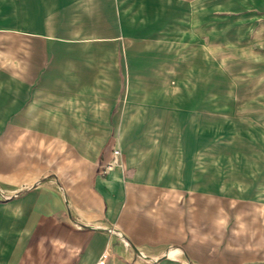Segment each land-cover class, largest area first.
<instances>
[{
  "label": "crops",
  "instance_id": "1",
  "mask_svg": "<svg viewBox=\"0 0 264 264\" xmlns=\"http://www.w3.org/2000/svg\"><path fill=\"white\" fill-rule=\"evenodd\" d=\"M129 5L0 0V264H192L177 252L191 214L176 206L188 191L183 171L180 181L147 172L125 147L124 163L105 167L122 145L114 100ZM190 12L221 63L264 68V0H194ZM132 139L154 149L152 168H179L194 143L191 129ZM253 225L232 253L201 255L199 264H264V225Z\"/></svg>",
  "mask_w": 264,
  "mask_h": 264
},
{
  "label": "rangeland",
  "instance_id": "2",
  "mask_svg": "<svg viewBox=\"0 0 264 264\" xmlns=\"http://www.w3.org/2000/svg\"><path fill=\"white\" fill-rule=\"evenodd\" d=\"M192 1L130 0L114 100V115H123L115 135L122 145L111 153L121 154L113 169L124 163L125 147L128 161L141 158L147 172H168L180 181L183 171L188 191L176 206L191 214L182 216L188 244L177 252L199 264L201 255L212 260L232 253L240 236L253 233V224L264 225V68L221 63L197 36V24L188 22ZM160 129L192 130L190 158L179 168L171 163L152 168L146 157L154 149L138 150L130 141ZM110 162L112 157L105 167Z\"/></svg>",
  "mask_w": 264,
  "mask_h": 264
},
{
  "label": "built area",
  "instance_id": "3",
  "mask_svg": "<svg viewBox=\"0 0 264 264\" xmlns=\"http://www.w3.org/2000/svg\"><path fill=\"white\" fill-rule=\"evenodd\" d=\"M121 156L120 151L118 149H113L112 151V162L106 165L107 169H113L115 165H118L119 157Z\"/></svg>",
  "mask_w": 264,
  "mask_h": 264
},
{
  "label": "water",
  "instance_id": "4",
  "mask_svg": "<svg viewBox=\"0 0 264 264\" xmlns=\"http://www.w3.org/2000/svg\"><path fill=\"white\" fill-rule=\"evenodd\" d=\"M88 229H94L93 226H86Z\"/></svg>",
  "mask_w": 264,
  "mask_h": 264
},
{
  "label": "bare ground",
  "instance_id": "5",
  "mask_svg": "<svg viewBox=\"0 0 264 264\" xmlns=\"http://www.w3.org/2000/svg\"><path fill=\"white\" fill-rule=\"evenodd\" d=\"M116 147H118L117 145H116ZM119 148V147H118ZM112 169H110L109 171H111Z\"/></svg>",
  "mask_w": 264,
  "mask_h": 264
}]
</instances>
